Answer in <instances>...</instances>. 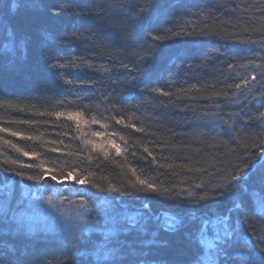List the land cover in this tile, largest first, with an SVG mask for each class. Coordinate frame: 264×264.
I'll return each mask as SVG.
<instances>
[{
	"label": "trees",
	"instance_id": "1",
	"mask_svg": "<svg viewBox=\"0 0 264 264\" xmlns=\"http://www.w3.org/2000/svg\"><path fill=\"white\" fill-rule=\"evenodd\" d=\"M164 2L171 6L154 12L141 29L127 23L128 0H74L77 14L66 16L43 42L29 37L26 53L9 43L10 29L0 33V129L40 137L27 140L0 131V185L14 187L13 207L38 226L29 264H64L70 249L63 241L71 240L89 219L88 211L100 206L144 213L161 222L166 215L192 218L185 228L197 233L203 222L225 211L229 198L197 203L195 194H210L213 185L227 183L238 157L257 161L264 145V120L257 119L264 113V86L259 83L264 0ZM12 3L0 0V9L7 12ZM154 35L164 40L154 41ZM57 112L64 115L57 117ZM69 113L82 115L70 121ZM93 119L108 129L110 138L95 143L90 135L80 136L85 126L96 124ZM24 120L36 123H19ZM4 140L39 153L46 167L91 173L104 191L50 179L37 191L33 181L5 171L17 166L3 161L39 160L21 156ZM110 142L120 146L121 154ZM93 144L106 148L94 149ZM52 147L59 151H50ZM25 171L32 175L39 169ZM138 177L170 191L158 195L138 184L134 188ZM202 182L206 189L194 187ZM109 183L120 191L108 190ZM253 191L259 186L246 196ZM188 192L193 195L185 198ZM241 219L244 227L251 222L264 228L251 207L243 217L233 215L232 222ZM190 254H196L195 247Z\"/></svg>",
	"mask_w": 264,
	"mask_h": 264
},
{
	"label": "snow or ice",
	"instance_id": "2",
	"mask_svg": "<svg viewBox=\"0 0 264 264\" xmlns=\"http://www.w3.org/2000/svg\"><path fill=\"white\" fill-rule=\"evenodd\" d=\"M73 4L74 0H22L21 13V0H13L7 12L0 9V33H8L10 29L9 43L16 51L26 53L32 43L29 37L35 35L43 42L54 34L66 16L77 14ZM170 6L164 0H143V3L128 0L127 23L143 29L144 25L151 21L154 12L163 13L165 8ZM124 30L126 32V28ZM152 40L162 42L164 36L154 35ZM133 54L139 55L136 52ZM50 66L63 67L56 64ZM256 79L255 75L251 77L253 81ZM259 83L264 86V72L261 73ZM247 84L248 80H245V85ZM236 87L240 88V85ZM162 94L170 95L168 92ZM55 115L59 117L64 113L57 112ZM81 115L82 113H69L67 118L76 119ZM257 119L264 120V113H260ZM92 122L98 121L93 119ZM19 123L33 124L36 121L24 120ZM117 123L123 121L118 120ZM127 126L135 128L138 132L146 131L144 128H136L134 124ZM0 131L13 137L19 136L21 139L34 141L40 139L37 136H25L23 133L10 131L9 128H2ZM110 143L115 147L116 153L121 154L120 146L114 142ZM4 144L15 149L23 157L39 160V163H27L19 158H6L3 161L5 165L17 166L5 171H11L17 177L33 181L34 185L38 186L37 191L44 187L42 182L46 179L60 184L71 181L81 187L90 185L104 191L101 185L90 178L92 174L86 175L83 169L77 171L72 168L64 173L55 167H46V161L40 159L39 153L24 151L10 140H4ZM97 147L100 146L93 144L94 149ZM259 147L257 161L250 164V157H238L240 162L226 176L227 183L213 185L210 194H195L199 196L197 203L208 199L229 198L225 211L214 220L203 222L197 233L185 228V224L192 218L183 219L166 215L161 222L144 213H127L113 205L100 206L98 209L86 210L89 219L78 226L71 240L63 241L70 249L66 253L67 259L64 264H264V247L259 246L264 245V228L257 229L251 222L244 227L245 222L242 219L238 224L232 222L233 215L243 217L251 207L252 214L264 225V145ZM49 150L59 151L57 147ZM144 151L151 155L147 148ZM34 168L39 169V172L29 175L25 171ZM131 171L135 175V169ZM137 184L141 189L158 195H165L170 191L169 189L161 191L154 183L139 177L132 187L135 188ZM254 185L259 186V191H253L251 197L246 196ZM32 187L33 185L28 186L29 192L32 191ZM194 187L206 189L207 186L202 182ZM108 190L120 191L111 183L108 184ZM14 195L13 186L0 185V264H29L27 257L31 255V246L38 239V226L13 207ZM183 195L188 198L193 194L188 192ZM44 230L47 231L46 226ZM253 234L256 239L252 238ZM192 247L196 248L194 255L190 254Z\"/></svg>",
	"mask_w": 264,
	"mask_h": 264
},
{
	"label": "rangeland",
	"instance_id": "3",
	"mask_svg": "<svg viewBox=\"0 0 264 264\" xmlns=\"http://www.w3.org/2000/svg\"><path fill=\"white\" fill-rule=\"evenodd\" d=\"M71 121V120H70ZM78 121V120H77ZM81 122V121H80ZM84 122V121H83ZM88 128H85L84 127V130L85 131H83V134H81L80 136H82V135H88V136H86V137H89V135H90V137H89V139L90 140H92V141H95V143H96V141L99 139V140H104L106 137H108V138H110V136H109V132H108V129H106L105 127H104V125H101V124H98V123H96V124H94L93 126H90L89 124H88ZM91 130L93 131V133L91 132ZM91 132V133H90ZM96 133H99V135H95ZM105 136V137H104ZM81 138H83V137H81ZM108 138H107V141H108ZM88 139V140H89ZM100 148L101 149H105L106 147L104 146V145H101L100 146Z\"/></svg>",
	"mask_w": 264,
	"mask_h": 264
}]
</instances>
